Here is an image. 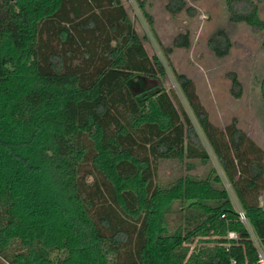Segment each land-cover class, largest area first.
<instances>
[{"label":"trees","instance_id":"trees-1","mask_svg":"<svg viewBox=\"0 0 264 264\" xmlns=\"http://www.w3.org/2000/svg\"><path fill=\"white\" fill-rule=\"evenodd\" d=\"M133 1L150 25L145 0ZM224 5L229 22L264 29L254 1ZM164 10L190 7L166 0ZM189 44L185 31L161 49L167 58ZM206 46L221 58L231 43L218 28ZM172 75L222 177L157 183L160 162L190 168L209 155L120 0H0V264H254L264 254V151L234 119L212 125L191 79ZM260 96L264 113V76Z\"/></svg>","mask_w":264,"mask_h":264},{"label":"rangeland","instance_id":"rangeland-1","mask_svg":"<svg viewBox=\"0 0 264 264\" xmlns=\"http://www.w3.org/2000/svg\"><path fill=\"white\" fill-rule=\"evenodd\" d=\"M165 1L145 0V11L151 19L149 25L133 0H120L147 54L155 55L164 67L165 76L160 79L161 87L174 95L173 101H178L186 111L209 160L202 163L198 159H192L190 168L185 163L174 160L160 162L156 175L160 186H166L177 176L184 174L204 178L211 169L222 177L193 113L175 84L172 70L191 79L197 98L212 125L223 129L234 119L236 126L264 151V113L260 96V80L264 76V29L253 31L242 22H229L224 0H186L189 12L182 11L175 15L164 10ZM252 1L257 5L258 17L264 22V0ZM218 28L225 30L231 43L228 54L221 58L215 57L206 46L207 38ZM185 31L189 35V47L175 48L166 58L161 48L168 47L177 33ZM230 72L235 73L240 83L241 93L238 98L230 94ZM155 83L146 80L144 84L152 91ZM222 184L237 208L235 198L223 179ZM258 201L264 207V190L260 191ZM169 217L170 223H177V214ZM201 243L195 239L189 244V249L192 250ZM1 264L8 263L2 261Z\"/></svg>","mask_w":264,"mask_h":264},{"label":"built area","instance_id":"built-area-1","mask_svg":"<svg viewBox=\"0 0 264 264\" xmlns=\"http://www.w3.org/2000/svg\"><path fill=\"white\" fill-rule=\"evenodd\" d=\"M238 215H239V218L241 219V221H244V217L239 210H238ZM229 234L233 236V234H231V233H229ZM256 257H257V259H256V262L254 264H264V254L259 248H257ZM229 264H236V263L233 260H231L229 262Z\"/></svg>","mask_w":264,"mask_h":264}]
</instances>
